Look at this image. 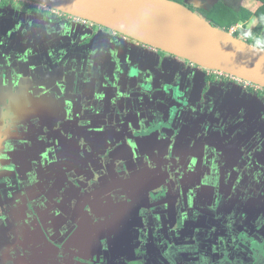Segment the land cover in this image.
<instances>
[{"label":"flooded vegetation","instance_id":"flooded-vegetation-1","mask_svg":"<svg viewBox=\"0 0 264 264\" xmlns=\"http://www.w3.org/2000/svg\"><path fill=\"white\" fill-rule=\"evenodd\" d=\"M171 1L219 28L263 6ZM9 6L41 20L0 50V264H264V88Z\"/></svg>","mask_w":264,"mask_h":264},{"label":"water","instance_id":"water-1","mask_svg":"<svg viewBox=\"0 0 264 264\" xmlns=\"http://www.w3.org/2000/svg\"><path fill=\"white\" fill-rule=\"evenodd\" d=\"M264 88V49L171 0H28ZM121 73V70H120ZM262 229V228H261Z\"/></svg>","mask_w":264,"mask_h":264},{"label":"rangeland","instance_id":"rangeland-1","mask_svg":"<svg viewBox=\"0 0 264 264\" xmlns=\"http://www.w3.org/2000/svg\"><path fill=\"white\" fill-rule=\"evenodd\" d=\"M17 8H24L21 6V4H18V5H15ZM251 10V12H255L256 8H255V4H252V2L249 4L248 6ZM8 9H1L0 8V50L2 49H6V45H8V42L11 41V40H15L17 38H19V42L21 46H19V49L22 50V54H27L28 53V50H27V46L29 44V38L26 36V32L28 33L29 31H25V30H28L30 26H32V24H38V21H40V16H36L35 18L34 17H30V18H25L26 16L24 14H22V20H18L17 19V16L16 17H13L9 18V15L13 14V9L11 6H8L7 7ZM18 9V10H20ZM26 13V12H24ZM4 19L8 20L7 23L2 22ZM48 22L50 23H47V28H43V26H46V25H42V26H38L40 29L43 28L42 30H45L48 32V34L50 35L51 37V41L50 44L53 45V44H56L57 43V40H59V38H61V36L63 35V32L64 30H66V32L64 33L67 34V32L69 31V27L71 25V23H58V28L53 24V21H51L50 19L47 20ZM77 22V21H76ZM219 23V26L221 28H224L225 30H227V28L225 27L224 24H221L220 22H222V20L219 22V20L217 21ZM223 23V22H222ZM78 25H81V24H78ZM255 25L254 22H251V26H249L247 28V30H250L252 29L253 32H258V33H261L264 35V29H258V28H253ZM88 27H90V24L88 25ZM97 28V27H96ZM231 28V26L229 27ZM228 30H231L229 29ZM241 27L240 26H235L234 27V33L235 34H238V37L240 38H244L245 36L243 35V33H245V35L247 36L246 38L248 39V41H250L251 43L257 45V47H260V48H263L264 49V39L261 38V37H257L256 36H253V33L252 31L250 30L249 32H243L242 31H238L240 30ZM84 30L85 28L83 27L81 30H80V33L81 35L84 34ZM62 31V33L60 32ZM241 33V34H240ZM109 34V33H108ZM2 38L4 40H2ZM26 61L27 59H24V64H26ZM184 63V62H182ZM249 97H251V95H249ZM15 105H17L16 103H14ZM16 166L20 167L21 169H23L24 166H22L20 163H16ZM18 167V169H19ZM10 170H0L1 171H6L4 172V177L6 178H12V177H15L14 175H17L18 176V173L16 172L17 169L15 168H8ZM1 177V176H0ZM2 181V180H1ZM131 240H135L136 239V236L130 231L128 230L127 232V235Z\"/></svg>","mask_w":264,"mask_h":264},{"label":"trees","instance_id":"trees-1","mask_svg":"<svg viewBox=\"0 0 264 264\" xmlns=\"http://www.w3.org/2000/svg\"><path fill=\"white\" fill-rule=\"evenodd\" d=\"M260 1H262L263 6L260 7L252 15L250 14V12L246 11V12H241L237 16H234V15L229 16V18H228V16H225V19L222 20V22H223V24H226L225 27L227 28V30L231 25H234L238 22H244L246 20H249L251 17H255L257 19V27L256 28L261 29L264 25V0H260ZM9 5H17V3L13 2L11 0H1L0 1L1 8L7 7ZM22 7L25 8L24 5H22ZM28 8H32V7H28ZM247 42L250 44H253L250 41H247ZM253 45H255V44H253ZM255 46H257V45H255Z\"/></svg>","mask_w":264,"mask_h":264},{"label":"built area","instance_id":"built-area-1","mask_svg":"<svg viewBox=\"0 0 264 264\" xmlns=\"http://www.w3.org/2000/svg\"><path fill=\"white\" fill-rule=\"evenodd\" d=\"M0 1H1V0H0ZM11 1L16 2V3L23 4V5L28 6V7L36 8V9L42 11V12H44V11H50V12H53V10H51V9H49V8H47V7H44V6H42V5H39V4H36V3L30 2V1H28V0H11ZM228 31H230L233 35H235L233 29L228 30ZM220 74H221V73H220Z\"/></svg>","mask_w":264,"mask_h":264},{"label":"crops","instance_id":"crops-1","mask_svg":"<svg viewBox=\"0 0 264 264\" xmlns=\"http://www.w3.org/2000/svg\"><path fill=\"white\" fill-rule=\"evenodd\" d=\"M259 6V3L255 4V8H257ZM261 7V6H260ZM257 11V10H256ZM255 11V12H256ZM252 22H254L255 24H257V19L255 17H251L250 18ZM264 28V25H263ZM260 222V221H259ZM260 225H263V222H260ZM56 259V257H51V264H52V260ZM45 260V259H44ZM44 262V261H43Z\"/></svg>","mask_w":264,"mask_h":264}]
</instances>
